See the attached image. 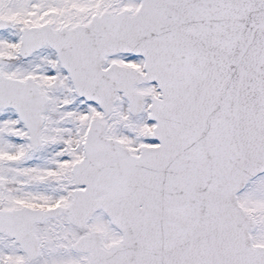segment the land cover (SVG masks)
Wrapping results in <instances>:
<instances>
[{
    "label": "snow or ice",
    "instance_id": "snow-or-ice-1",
    "mask_svg": "<svg viewBox=\"0 0 264 264\" xmlns=\"http://www.w3.org/2000/svg\"><path fill=\"white\" fill-rule=\"evenodd\" d=\"M0 264H264V0H0Z\"/></svg>",
    "mask_w": 264,
    "mask_h": 264
}]
</instances>
